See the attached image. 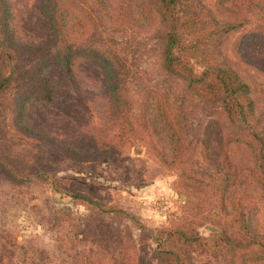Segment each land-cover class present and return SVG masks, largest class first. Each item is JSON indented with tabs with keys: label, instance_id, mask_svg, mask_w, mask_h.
I'll use <instances>...</instances> for the list:
<instances>
[{
	"label": "trees",
	"instance_id": "1",
	"mask_svg": "<svg viewBox=\"0 0 264 264\" xmlns=\"http://www.w3.org/2000/svg\"><path fill=\"white\" fill-rule=\"evenodd\" d=\"M38 6L47 39L34 45L0 0V99L10 107L16 126H23L33 144L75 163L103 161L142 147L161 173L178 177V192L188 198L184 211L220 213L213 220L175 219L162 227L149 259L145 239L136 245L127 234L101 250H72L62 260L46 256L44 264H195L194 253L221 259V264H264V234L255 209L241 201L248 182L264 191V113L245 79L247 73L260 74L257 96L264 98V61L250 55L264 45V0H80L76 5L40 0ZM129 31L157 32L158 62L173 87L182 89L178 99L135 87L140 79L135 56L129 57L132 45L116 42ZM82 60L102 72L106 112L90 140L66 141L33 125L28 109L54 104L60 93L53 71L73 79L74 65ZM195 108L209 110L198 129L190 119ZM0 164L15 174V165L1 158ZM70 195L82 205L101 208L81 193ZM102 213L137 223L121 209ZM208 222L220 233L200 237L198 229Z\"/></svg>",
	"mask_w": 264,
	"mask_h": 264
},
{
	"label": "rangeland",
	"instance_id": "2",
	"mask_svg": "<svg viewBox=\"0 0 264 264\" xmlns=\"http://www.w3.org/2000/svg\"><path fill=\"white\" fill-rule=\"evenodd\" d=\"M39 1L5 0L6 9H10L12 19L18 20L24 39L34 45L47 39V22ZM79 1L67 0V3L76 5ZM84 15L90 16L89 12ZM140 33L142 35L129 31L124 38L116 39L118 43L124 39L132 45L131 49L135 47V53L131 54L130 49L129 55L135 56L137 63L135 73L140 80L135 87L158 89L178 99L182 89L173 87V80L161 70L158 62L157 32ZM107 36L102 29V37ZM133 37L136 42L141 40L137 46ZM250 55L264 61V45L250 50ZM53 72L60 93L58 100L54 104L29 108V119L42 131L66 141L90 140L94 127L103 124L100 119L106 112L100 68L82 60L74 65L73 79L58 69ZM245 79L264 113V98L257 96L261 75L247 73ZM208 114L209 110L204 108H195L190 113L196 129L204 127ZM16 125L10 107L0 99V158L3 164L15 165V174L0 168V264H44L46 256L62 260L72 250L76 253L116 245V237L121 240L127 234L132 235L136 245L141 246L140 242L145 239L143 245L148 247L145 256L149 259L157 250L154 240L157 232L173 220H193L201 216L213 220L211 216L220 215L217 210H213L211 216L202 215V210L184 211L188 198L178 192V177L161 173L142 147L103 161L75 163L59 157L44 145L33 144L34 140L23 126ZM12 129L15 133L10 132ZM5 131L10 134L7 136ZM14 134L24 140L16 139ZM248 184L241 201L255 209L259 229L264 234V191L252 182ZM70 191L92 198L101 208L82 205L72 198ZM113 208L130 213L137 223L124 215L102 213ZM198 233L200 237L209 238L220 231L213 222H208ZM193 257L195 264H221V259H210L200 253H194Z\"/></svg>",
	"mask_w": 264,
	"mask_h": 264
}]
</instances>
